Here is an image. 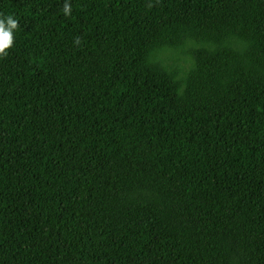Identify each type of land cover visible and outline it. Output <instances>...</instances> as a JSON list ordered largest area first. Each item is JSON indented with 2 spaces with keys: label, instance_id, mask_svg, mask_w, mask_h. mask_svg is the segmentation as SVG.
<instances>
[{
  "label": "trees",
  "instance_id": "1",
  "mask_svg": "<svg viewBox=\"0 0 264 264\" xmlns=\"http://www.w3.org/2000/svg\"><path fill=\"white\" fill-rule=\"evenodd\" d=\"M68 2L0 0V264H264V0Z\"/></svg>",
  "mask_w": 264,
  "mask_h": 264
},
{
  "label": "rangeland",
  "instance_id": "2",
  "mask_svg": "<svg viewBox=\"0 0 264 264\" xmlns=\"http://www.w3.org/2000/svg\"><path fill=\"white\" fill-rule=\"evenodd\" d=\"M195 43H188L179 49H166L155 52L147 61L148 67L157 74L165 75L179 84H184L188 72L193 67V58L190 55Z\"/></svg>",
  "mask_w": 264,
  "mask_h": 264
},
{
  "label": "clouds",
  "instance_id": "3",
  "mask_svg": "<svg viewBox=\"0 0 264 264\" xmlns=\"http://www.w3.org/2000/svg\"><path fill=\"white\" fill-rule=\"evenodd\" d=\"M149 7H152L149 4ZM72 6L65 0L63 5V13L65 17L71 16ZM19 29V21L12 15L4 16L0 14V58H6L9 50L14 46V33ZM74 46L81 44V38L77 36L74 41Z\"/></svg>",
  "mask_w": 264,
  "mask_h": 264
}]
</instances>
